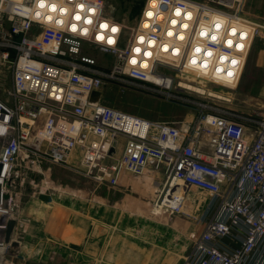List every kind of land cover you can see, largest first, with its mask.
I'll use <instances>...</instances> for the list:
<instances>
[{
	"label": "built area",
	"instance_id": "2783aa9c",
	"mask_svg": "<svg viewBox=\"0 0 264 264\" xmlns=\"http://www.w3.org/2000/svg\"><path fill=\"white\" fill-rule=\"evenodd\" d=\"M245 3L145 0L129 33L104 0H0V67L11 68L12 82L9 102L0 100V216L15 220L26 197H83L54 183L49 166L109 188L129 175L156 194L155 217L181 214L186 189L208 193L183 264H264V116L184 95L185 84L199 86L188 76L237 87L264 30ZM107 84L156 93L196 113L165 123L102 97L92 103ZM4 229L0 260L11 248Z\"/></svg>",
	"mask_w": 264,
	"mask_h": 264
},
{
	"label": "rangeland",
	"instance_id": "374dc122",
	"mask_svg": "<svg viewBox=\"0 0 264 264\" xmlns=\"http://www.w3.org/2000/svg\"><path fill=\"white\" fill-rule=\"evenodd\" d=\"M107 11L115 19L122 21L127 26V32L137 24L140 13L142 11L145 0H104ZM245 11L248 16L264 27V0H246ZM91 55L95 56L101 65L108 67L111 58L102 55L96 49H86ZM196 84L199 79L193 76L184 77ZM206 90L222 94L229 101L215 100L208 96L200 95L195 92L185 91L184 95L198 101L214 102L223 110H229L238 113L245 117H263L264 116V30H261L256 37L252 49L242 73V77L237 87L228 88L222 85L212 84L202 81ZM198 85V84H197ZM11 68L8 65L0 67V100L9 102L11 90ZM102 102L110 107L117 108L124 112L139 116L148 120L176 123L184 120H190L195 115L196 110L188 108L183 104H176L167 101L164 97L156 93H147L137 89L124 88L114 84H107L103 89ZM51 179L54 183L59 184L68 189L81 191L82 198L74 199L67 195H59L58 193L39 196L35 198L26 197L23 200L22 208L27 206L37 207L41 205L42 200L47 202L56 200H82L87 203L112 205L118 210L124 211L123 221L121 225H126L132 228L135 220L157 221L164 225L173 227L175 232L165 240L169 246L179 244V247L184 252L189 250L191 246L188 240V232L192 229L190 222L194 221L205 205L209 202L208 193L198 189H186L184 192L185 204L183 212L169 219L166 217H155L152 215L150 204L157 199L156 194L149 190V185L146 182L134 181L128 185H121L117 188H109L107 186H99L94 181L75 172L68 171L60 167L49 166ZM132 187V188H131ZM30 204V205H29ZM37 205V206H36ZM129 217L133 219L127 221ZM30 218V217H29ZM31 219V218H30ZM123 228H118L112 235L115 242L116 264H140L136 262L140 260V256L147 255L146 245L140 242V232L131 231ZM26 236L25 234L23 235ZM23 237V238H24ZM112 240V239H111ZM22 241V239H19ZM18 242V241H17ZM19 244V243H17ZM11 252V251H10ZM9 252V253H10ZM4 255L0 260V264H5L7 260L13 256L11 253ZM126 254L130 258H126ZM166 259V263L161 260ZM172 256L165 253L160 255V262L156 264H172ZM142 263V262H141ZM145 264H153L150 261H145Z\"/></svg>",
	"mask_w": 264,
	"mask_h": 264
},
{
	"label": "crops",
	"instance_id": "0c3cea01",
	"mask_svg": "<svg viewBox=\"0 0 264 264\" xmlns=\"http://www.w3.org/2000/svg\"><path fill=\"white\" fill-rule=\"evenodd\" d=\"M137 180L143 182L124 175L118 187L135 183ZM40 202L41 205H36L37 207L27 206L18 211L10 243V253L13 256L5 264H116L112 235L117 227L123 228L124 231L128 227L131 231L141 233L140 242L147 246V255H143L144 251H141L142 257L136 261L140 264H145V261L156 264L161 260L166 263V259L160 260V255L165 253L172 256V264H183L192 250V245L187 252L181 250L179 244L169 246L165 240L175 229L163 223H147V220L134 219L135 228L121 225L124 211L112 205L69 199ZM206 207L207 205L193 217L194 221L190 222L192 229L188 234L199 230L196 217L201 215ZM130 218L132 217H129L127 225L133 220ZM130 257L126 254V258Z\"/></svg>",
	"mask_w": 264,
	"mask_h": 264
},
{
	"label": "water",
	"instance_id": "95a60500",
	"mask_svg": "<svg viewBox=\"0 0 264 264\" xmlns=\"http://www.w3.org/2000/svg\"><path fill=\"white\" fill-rule=\"evenodd\" d=\"M102 95L99 92H94L91 96V102L92 103H98L101 99ZM8 196H5V199L7 200ZM0 225L5 226V229L3 230V239L5 243L10 244L12 234L14 232L16 221L14 219H7L6 216H0Z\"/></svg>",
	"mask_w": 264,
	"mask_h": 264
},
{
	"label": "bare ground",
	"instance_id": "6f19581e",
	"mask_svg": "<svg viewBox=\"0 0 264 264\" xmlns=\"http://www.w3.org/2000/svg\"><path fill=\"white\" fill-rule=\"evenodd\" d=\"M199 86H195V85H193V84H185V89H187V90H190V91H193V92H195V93H199V94H209L210 96H214V97H217V98H219V99H222V100H226V101H228V99L225 97V96H223L222 94L220 95V94H218V93H215V92H213V91H210V90H206L205 88H203L204 87V85H203V82H201V81H199L198 80V83H197ZM175 190L178 192V193H182V191H183V188H181V187H176L175 188ZM183 194V193H182Z\"/></svg>",
	"mask_w": 264,
	"mask_h": 264
},
{
	"label": "snow or ice",
	"instance_id": "6c2138e0",
	"mask_svg": "<svg viewBox=\"0 0 264 264\" xmlns=\"http://www.w3.org/2000/svg\"><path fill=\"white\" fill-rule=\"evenodd\" d=\"M113 31H116V29L114 28ZM109 42H111V41H109Z\"/></svg>",
	"mask_w": 264,
	"mask_h": 264
}]
</instances>
